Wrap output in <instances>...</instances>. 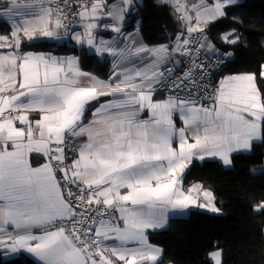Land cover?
Wrapping results in <instances>:
<instances>
[{"label":"snow or ice","instance_id":"1","mask_svg":"<svg viewBox=\"0 0 264 264\" xmlns=\"http://www.w3.org/2000/svg\"><path fill=\"white\" fill-rule=\"evenodd\" d=\"M157 2L174 5L182 27L170 44L152 47L139 38V21L134 33L123 31L133 0H83L79 11L40 0L32 18L18 10L32 5L10 0L0 11L12 29L0 35V49L7 50L0 54V251H24L42 264H160L162 249L146 233L164 227L169 210L220 211L201 185L183 188L189 165L218 157L227 166L234 151L264 143V65L212 83L201 59L210 53L216 74L226 71L232 53L217 49L205 29L241 0H201L191 9L183 0ZM69 16L79 18L83 31ZM105 16L112 23L104 29L122 47L97 40ZM70 25L77 44L115 57L120 70L104 81L82 72L76 57L24 51L41 38H59L61 30L67 34ZM221 39L239 43L235 31ZM163 89L171 94L162 97ZM92 103L98 107L86 126ZM176 118L183 127L177 129ZM78 138L86 142L77 145ZM70 152L76 155L69 162ZM32 153L45 162L33 167ZM201 194L205 203H197ZM221 255L212 254L215 264Z\"/></svg>","mask_w":264,"mask_h":264},{"label":"trees","instance_id":"2","mask_svg":"<svg viewBox=\"0 0 264 264\" xmlns=\"http://www.w3.org/2000/svg\"><path fill=\"white\" fill-rule=\"evenodd\" d=\"M141 5L130 13L127 29L139 21L143 36L154 44L181 30L174 7L157 0H142ZM209 28V41L232 53L224 72L256 73L264 65V0H244L238 10ZM233 31L239 43L225 44L221 38ZM26 49L74 53L84 69L105 76L111 70L107 59L72 44L40 40ZM231 161L227 166L216 159L195 161L187 170L183 185L199 184L212 190L222 212L196 209L187 217L171 219L168 228L152 231L151 242L163 248L162 263L214 264L210 254L221 250L222 264H264V211L258 210L264 204V143L254 142L251 151L236 153ZM0 264L39 263L27 255L4 259L0 254Z\"/></svg>","mask_w":264,"mask_h":264},{"label":"crops","instance_id":"3","mask_svg":"<svg viewBox=\"0 0 264 264\" xmlns=\"http://www.w3.org/2000/svg\"><path fill=\"white\" fill-rule=\"evenodd\" d=\"M137 1H138V9H139L142 0H137ZM137 1L133 0V3L136 5V4H137ZM183 1H184V0H183ZM193 1H194V0H193ZM213 1H214V0H213ZM243 1H244V0H241V4L243 3ZM108 2H109L110 4H112V3L119 4V0H114V1H110V0H108ZM200 2H201V0H198L196 4H198V3H200ZM6 3H10V0H0V11H3V10H4V5H5ZM17 3H18V4H21V5H32V7H22V8H20V9H18L19 11L25 13V17H26V18H32V17H34V16L39 12V5H34V4H30V3L20 2V1H18V0H17ZM186 4H187V3H186ZM48 5H49V4H48ZM208 5H211V4H208ZM240 7H241V5H237V6H233V7L229 8V9H228L229 14L232 13V12H234V11H236V10H238ZM136 8H137V6L133 9V11H132L131 13H136V11L138 10V9L136 10ZM190 14H192V13H190ZM129 16H130V14H128V15L125 16V21H124V24H123V31H124V33H126V34H127V33H134V32L136 31V27L133 28V29H127V22H128V20H129ZM17 19H19V18H17ZM110 23H112L111 18H109V17H107V16H105L103 19H101V20L99 21V25H100V26H99V28H98V30H97V32H96V38H97L98 41L102 39V40H104V41H111V42L119 43V39H120V38L117 37V34H116V33L112 32L110 28L107 29V30L104 29V25H105V24H110ZM76 25H77V26H75V31H83L82 27H81V26H78V25H79V20H78V22H77ZM140 29H141V28H140ZM140 29H139V34H138V36H139V38L142 39L143 43H144L145 45H147V46L152 47V46L168 45V44H170V43L172 42V41L170 40L171 37H170L169 39L163 41V42L156 43V44H154V43H152V42H148V41L145 39V37L143 36V34H142V32H141ZM11 30H12V29H11L10 24H9L8 22H6L5 19H3V18L0 19V35H8V34L11 32ZM72 35H73V33H72L71 35H67V34L64 33L63 30H61V32H60V34H59V38H55V37H54V38H41L40 40L52 41V42H55V43H57V44H72V45H76V46H78V47H84V48H86L89 52L97 54L101 59H107V60L110 62V66H111V70H110V73L108 74V76H105V75H103V74H101V73H96V72H92V71H90V70L84 69V68L82 67V65H81V62H80V58H79V56L76 55V54H74V53H70V54H67V53H57V52H53V51H40V50H33V49H26V48L24 49V51H26V52H32V53H36V54L52 55V56H56V57H59V58L76 57V58L78 59V67H79V69H80L82 72H84V73H88V74H90V75H92V76H95V77H97L98 79H100V80H104V81H107V80L109 79V76L111 75V73H112L114 70H116V71H119V70H120V69H118V68H115V66H114L113 61L116 60L115 57H112V56H110V55L107 54V53H103V54H101V53H96V52L94 51V49H90V47H89L86 43H85L84 45L77 44L76 41H74V40L71 38ZM225 35H226V34H225ZM40 40H38V41H40ZM25 43H27V41H25ZM119 46L122 47L123 44H122V43H119ZM0 54H7V50H6V49H0ZM243 74H250V73H243ZM226 75H229V73L222 72V73L220 74V79H222V78H223L224 76H226ZM81 83H82V85H86L88 82H87L86 79L81 78ZM160 95H161L162 97H165L164 94H163L161 91H160ZM106 99H111V97L103 98V99L101 100V102H103V101L106 100ZM95 107H98V105L95 104V103H92V104H89V105L86 106L87 110H86V112H85V116H84V119H83V124H84V125L87 126V125L89 124V122L93 119V112H94V110H95ZM30 115H34V113H33V114H30ZM147 115H148L147 113H144V114L141 115V118H146ZM174 123L176 124L177 129H179L180 127H183L182 121H181L180 119H178V118H176V119L174 120ZM17 126H19V125H17ZM85 142H86V138H78V139L76 140V143H77L78 145H79V144H82V143H85ZM173 146L176 147L177 145L174 143ZM240 152H246V150L234 151V152L231 154V160H232V156H233L234 154H236V153H240ZM29 159H30V163L32 164L33 167H38V166H40V165L43 164V163L45 162V160H46V158H43V159L41 158V154H37V153H32V154L30 155ZM208 159H216V160H218V161H221L218 157H216V158H213V157H207L205 160H208ZM70 161H71V159H69V162H70ZM195 161H200V160H198V159H197V160H194L193 163H194ZM203 161H204V160H203ZM200 162H202V161H200ZM193 163H192V164H193ZM192 164L189 165V167L186 169L185 173L187 172V170L190 168V166H191ZM185 173L183 174V177H184ZM193 185H194V184H193ZM182 186H183L184 189H187V187H185V186L183 185V181H182ZM190 187H191V186H190ZM202 188H203L204 190L210 191V192L213 194L214 202H215V206L220 210V211L217 212V213H221L222 210L217 206V203H216V196H215L214 192H213L212 190L208 189V188H204V187H202ZM194 195H195V194H194ZM197 203H205L202 194H201L200 197L198 198ZM196 209L203 210V211H206V212H209V213H213V212L209 211V210L206 209V208H199V207H197V206H195V205L190 206L187 210H184V211H174V210H169V211L166 213V224H165L164 227L159 228V229H155V230H152V229L147 230V233H146V234H147V237H148V243H149L150 245L154 246V247H158V248L162 249V252H163V248H162L160 245L151 242V240H150V233H151L152 231H159V230H164V229L168 228L171 219H173V218H178V217H187V216L190 214L191 211L196 210ZM216 251H218V250H216ZM216 251H214V252H212V253L210 254L211 259H212V254L215 253ZM219 251L222 253L221 250H219ZM0 254L2 255V257H3L4 259L15 258V257H17V256H19V255H27V256L31 257L33 260H35L37 263L42 264V262H39V261H38V258H35V257L32 256L31 254H29V253H27V252H24V251H21V252H19V253H15V254L5 253V252H3V251H0ZM162 259H163V255H162ZM162 259H161L160 264H167V263H162ZM212 260H213V259H212ZM221 261H222V255H221ZM213 262H214V264H215V260H213Z\"/></svg>","mask_w":264,"mask_h":264},{"label":"built area","instance_id":"4","mask_svg":"<svg viewBox=\"0 0 264 264\" xmlns=\"http://www.w3.org/2000/svg\"><path fill=\"white\" fill-rule=\"evenodd\" d=\"M18 1L25 2V3H30V4H34V5H39L40 4V0H18ZM44 2L46 4H49V5H59L65 11H70L71 7L73 5H75V6H77V11H79V10H81L79 8V5L83 2V0H44ZM0 19H2V18H0ZM73 19L76 21V24H77L79 18L78 17L69 16V20H73ZM73 27H74L73 25L69 26V31L67 32V35H71L73 33V31H72ZM181 27H182V25H181ZM205 31H206V33L208 35V40H209V37H210V34H211L210 28L207 26ZM201 59L204 60V62L208 66V69L211 70L210 73H209V76L211 78V82L212 83H217L220 80V74L222 72H224V71H219L218 74H216L217 73V69H216L215 57L209 53L206 59L203 56L201 57ZM227 65H228V63H226L224 65V67L226 68ZM183 70H186V69H183ZM160 91L164 94L165 97H167L168 95L171 94L168 89H163V90H160ZM74 143H76V141H74ZM75 155H76V153L70 152L69 153V159H72ZM58 179H59V176H58Z\"/></svg>","mask_w":264,"mask_h":264},{"label":"rangeland","instance_id":"5","mask_svg":"<svg viewBox=\"0 0 264 264\" xmlns=\"http://www.w3.org/2000/svg\"><path fill=\"white\" fill-rule=\"evenodd\" d=\"M135 1H137V0H135ZM197 1L198 0H184L183 2H185V3H187V6L191 9V5L193 4V3H197ZM206 3L207 4H213L214 3V1L213 0H206ZM136 6H137V8H136V10L138 9V1H137V4H136ZM141 6V5H140ZM172 7H174V5H172ZM191 13V12H190ZM178 14V13H177ZM179 15V14H178ZM192 15H194V13H192ZM208 27H209V25H208ZM181 29V28H180ZM211 31V30H210ZM227 35V34H226Z\"/></svg>","mask_w":264,"mask_h":264}]
</instances>
